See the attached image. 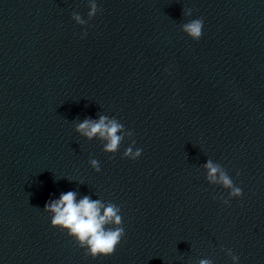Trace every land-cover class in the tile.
<instances>
[{
    "label": "clouds",
    "instance_id": "9594fccd",
    "mask_svg": "<svg viewBox=\"0 0 264 264\" xmlns=\"http://www.w3.org/2000/svg\"><path fill=\"white\" fill-rule=\"evenodd\" d=\"M88 20H91L100 9L96 0H89ZM183 14L191 16L192 11L183 10ZM72 19L78 25H86L87 20L82 19L78 13H73ZM203 19H192L182 25V31L192 40L198 41L202 36ZM83 35H87L85 32ZM75 131L88 140L99 139L103 143L105 153L115 154L125 137H132L134 133L126 130L124 125L115 117L101 115L98 120L84 119L75 127ZM135 140L124 151L123 156L132 160L142 155V149L133 151ZM91 167L99 172L100 165L96 159L89 161ZM206 172V180L209 184L220 185L229 190L228 199L223 202L228 204L232 198H239L243 191L236 186L227 171L211 159L203 166ZM44 211L51 216V226L66 231L80 248L86 249L85 255L96 258L97 256L112 255L117 245L125 235L120 208L115 204H105L102 200H93L88 196L77 200L74 191L62 193L57 200H51L44 206ZM226 254L231 257L233 264H237L238 257L231 249H226ZM198 264H212L210 259H201Z\"/></svg>",
    "mask_w": 264,
    "mask_h": 264
}]
</instances>
